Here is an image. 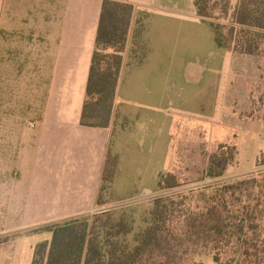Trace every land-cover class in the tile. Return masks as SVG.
Segmentation results:
<instances>
[{
  "label": "crops",
  "instance_id": "obj_1",
  "mask_svg": "<svg viewBox=\"0 0 264 264\" xmlns=\"http://www.w3.org/2000/svg\"><path fill=\"white\" fill-rule=\"evenodd\" d=\"M103 1L0 0V264H31L50 237L31 229L103 208L108 154L118 198L158 190L164 171L199 165L204 176L209 155L231 141L235 162L196 186L264 170V97L260 108L250 102L264 95V55L219 48L195 0H115L133 6L118 112L108 127L81 124ZM136 33L145 56L129 66Z\"/></svg>",
  "mask_w": 264,
  "mask_h": 264
},
{
  "label": "trees",
  "instance_id": "obj_2",
  "mask_svg": "<svg viewBox=\"0 0 264 264\" xmlns=\"http://www.w3.org/2000/svg\"><path fill=\"white\" fill-rule=\"evenodd\" d=\"M195 7L219 48L264 55V0H239L231 15L230 0H195ZM132 15L131 4L102 3L81 115L84 126L108 127L118 112L115 101ZM140 43L134 34L129 66L145 56L137 52ZM236 154L234 141L218 145L203 177H221ZM257 164L264 166V151ZM116 166L108 154L96 198L101 210L28 231L50 234L35 245L31 264H204L206 257L215 264H264V170L181 191L184 183L164 171L158 190L171 192L119 205L128 198L114 195Z\"/></svg>",
  "mask_w": 264,
  "mask_h": 264
},
{
  "label": "rangeland",
  "instance_id": "obj_3",
  "mask_svg": "<svg viewBox=\"0 0 264 264\" xmlns=\"http://www.w3.org/2000/svg\"><path fill=\"white\" fill-rule=\"evenodd\" d=\"M154 17H155L154 19L157 18V16H154ZM168 78H174V80L176 82H178L177 81L178 78L176 77V75L169 76ZM243 80H245V78H243ZM246 83H247V81H238V84L240 85L239 90L241 91V97H242V98L240 97L239 100L244 101L243 99H245V101L247 103L249 101V98H247V96H246ZM263 97H264V95H261V96H257L256 99H251L250 102H251L252 108L257 109V108L262 107L263 106V102H262ZM235 100H237L236 95L233 94V101H235ZM253 112H254V110H251L250 112L246 111V113H248V114H251ZM146 117H147V114L144 115V118H146ZM115 140H116L115 142L117 143L118 135L116 136ZM202 168H203L202 166L197 165V166H193V167H187L186 170L184 171L183 167H181L178 169V172H174V174L178 177L180 182L184 183L183 187L180 188L178 191L187 190L189 188L196 187L197 180H199L203 176V172H202L203 169ZM124 177L125 176L122 175L120 178L124 179ZM121 182H122V185H124V183H126V181L125 182L120 181L119 183H121ZM146 183L150 184L151 182L148 181ZM140 185H143V183H140L139 186ZM131 190H133V189H131ZM168 192H171V191H169V190H165V191L153 190L152 192L151 191H149V192L144 191L143 192L144 195L142 194L143 196L141 195L140 197L139 196L134 197L133 199H130L131 198L130 197V198L126 199V201H124V202L122 201L119 205H123V204H125L129 201H132V200L148 199L149 197H152L154 195H160V194H164V193H168ZM89 214L91 215V213H89ZM64 216H66V215H64ZM16 234H19V233H16ZM204 264H215V263L213 262L211 257H206L204 259Z\"/></svg>",
  "mask_w": 264,
  "mask_h": 264
}]
</instances>
